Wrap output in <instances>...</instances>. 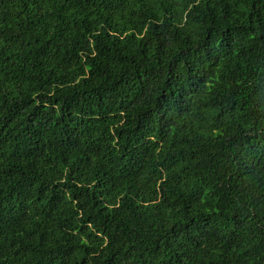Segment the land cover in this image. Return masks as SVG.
I'll list each match as a JSON object with an SVG mask.
<instances>
[{"label":"trees","instance_id":"1","mask_svg":"<svg viewBox=\"0 0 264 264\" xmlns=\"http://www.w3.org/2000/svg\"><path fill=\"white\" fill-rule=\"evenodd\" d=\"M0 264H264V0H0Z\"/></svg>","mask_w":264,"mask_h":264}]
</instances>
